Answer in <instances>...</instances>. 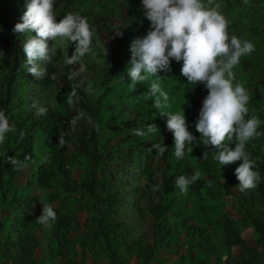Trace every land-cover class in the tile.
I'll list each match as a JSON object with an SVG mask.
<instances>
[{
	"label": "trees",
	"instance_id": "1",
	"mask_svg": "<svg viewBox=\"0 0 264 264\" xmlns=\"http://www.w3.org/2000/svg\"><path fill=\"white\" fill-rule=\"evenodd\" d=\"M220 1L238 37L251 42L256 48L254 53L242 56L237 67L234 66L233 84L244 86L250 97L247 105L249 114L245 119L256 115L264 121V6L261 18H257V11L256 15H250V19L246 17L236 21L237 11L248 12L246 4L234 0ZM19 2L26 7L28 0H0V99L13 129L6 134L5 141L0 143V192L2 198H9V194L14 202L23 198L27 206L25 213H22L26 225L32 222L28 216L30 211L42 202V197L34 193L32 188L38 186L40 190L48 192L49 197L44 202L57 213L56 220L51 223L55 236L63 239L61 244L68 243L66 236L74 225L73 213L75 205L80 201L77 193L83 189L90 200H96L104 207L103 214L96 213L94 207L92 218L96 227L92 238L103 243L112 264H117L119 246L125 234L116 228L111 218L118 212L124 197L115 188L114 179L105 164L107 161L129 158L133 162L140 161L141 171L153 187L151 192L141 188V193L150 199L148 213L153 217L150 236L153 245L149 246L147 236H144L124 247L125 252L137 257L138 264H149L160 247L179 243V238L182 239L180 246L183 248L187 245L194 249L198 247L195 242L199 240L201 249L205 250L211 235H215L217 230H223L228 255L225 263L219 261L218 264H264V123L258 128L261 134L246 143V151L256 162L261 182L255 188L242 192L235 174L242 161L223 166L215 159L216 151L213 147L201 143V134L195 124L208 89L203 83H188L186 77L181 75L183 61L173 59L172 71L160 73L164 77L157 82L169 95L167 105L161 109L154 107V98L148 95L149 83L156 80V77L150 76L148 82L133 84L128 72L121 69L127 60L125 56L130 52V46L124 48V41L120 47L126 52L120 51L119 66L114 74V67L109 64L115 61L110 55H102L104 71L95 73L94 81L82 84L73 77L71 65L64 63L63 79L53 90L54 79L49 77L56 72V57L46 65L48 75L44 78L36 79L27 72L23 52L24 35L13 32L15 25L22 22V15L16 8ZM123 7L128 9V13L123 14L126 22L131 18L136 19V38L145 37L151 22L143 15L142 0H55L54 14L57 19H61L72 13L99 25L100 20H105V16L111 12L122 15L120 11ZM76 43L72 42V45ZM68 51V54L62 51L63 56L70 57L75 52L70 49ZM89 59L90 56H85L87 67L93 70L97 64L93 60V65ZM107 82H110L108 86ZM73 91L79 96L82 112H88L93 117V125L83 127L78 132L72 130L77 120L73 108ZM43 93L45 96L42 99ZM69 96H72L71 103ZM40 108L46 110L45 114H37ZM183 110L189 131L197 141L186 146L185 156L177 159L172 155L174 136L167 129V116H161L160 111L175 113ZM148 124H155L159 130L143 137L135 134L137 128L146 131ZM61 137L63 145L59 144ZM72 143L75 144L74 148ZM157 143L168 147L162 154L152 149V153L160 155L167 166L160 184L154 182V169L143 161L144 154ZM225 143L235 148L234 141ZM189 148L192 150L189 151ZM206 151L209 155L203 159ZM10 156L16 157L21 163H24L25 156L31 159L25 167L14 168L9 163ZM76 166L85 168L82 178L75 175ZM195 171L200 173L199 179L188 187L186 193H181L174 184L175 178L179 175L190 176ZM23 177L25 179L19 192ZM229 196L237 197L236 206L251 222L257 233L256 245H251L240 235L237 227L230 223V218L225 219L223 224L216 219L214 214L217 210L221 213L223 208L218 205L213 207L214 202L221 198L225 205V198ZM182 201L191 202V207L185 210ZM7 208L9 216H3L0 225H6L8 218H16L14 214L19 212L13 204H8ZM14 228L19 237L17 255H11L8 244L0 242V254L6 260L5 264H34V253L38 246L35 234L26 233L18 226ZM174 234L177 235L176 239L173 238ZM187 257L183 254L181 259Z\"/></svg>",
	"mask_w": 264,
	"mask_h": 264
},
{
	"label": "clouds",
	"instance_id": "2",
	"mask_svg": "<svg viewBox=\"0 0 264 264\" xmlns=\"http://www.w3.org/2000/svg\"><path fill=\"white\" fill-rule=\"evenodd\" d=\"M54 3L55 0H28L26 7L20 2L16 5L22 15V22L15 25L13 32L25 36L23 52L29 74L36 79L47 76L46 65L53 62L58 49L63 48L66 42H69L67 47L70 46L71 52H75L65 58V63L77 64L81 57L90 53L93 32L99 33L102 35L101 47L114 57L115 63L109 64L114 67L113 74L119 66L120 51L125 53L124 48L130 46V52L125 56L127 60L121 67L128 72L130 81L139 84L148 82L150 76L156 77V80L149 83L148 95L154 98V107L161 109L167 105L169 95L157 82L164 77L160 73L172 71L173 59L183 61L181 75L186 77L188 83H203L208 89L195 124L201 134V143L213 147L216 151L215 159L223 166L242 161L235 170L240 191L253 189L261 182L256 162L246 151V143L261 134L258 128L264 121L256 115L245 119L249 114L247 105L250 97L244 86L239 83L234 86L232 71L241 57L250 55L255 48L251 42L229 35L228 21L218 11L219 5L208 7L204 0H142L143 15L151 22V26L145 37L137 39L138 30L134 25L136 19L125 21L123 16L128 13L125 7L120 11L122 15L111 12L97 25L86 17L72 13L57 19ZM50 41L53 42L51 46ZM122 41L125 42L124 48L120 47ZM72 42H77L76 46ZM49 78L55 79V75ZM72 95H75V91ZM71 102L72 96H69ZM45 111L40 108L37 114L43 115ZM160 115L167 116V129L174 136L172 155L182 159L186 146L197 141L189 131L184 110L175 113L160 111ZM12 130L5 112L0 111V143L5 141L6 134ZM157 130L155 124H148L146 131L137 128L135 134L143 137ZM225 141H234L235 148L229 147ZM63 143V138H59V144ZM152 149L162 154L168 147L157 143L152 145ZM208 155L207 151L204 152L203 159ZM8 159L14 168H23L31 157L25 156L24 163L14 156ZM199 177L198 171L190 176L179 175L174 184L181 193H186ZM56 218L54 208L43 204L42 214L36 217V222L46 224Z\"/></svg>",
	"mask_w": 264,
	"mask_h": 264
},
{
	"label": "rangeland",
	"instance_id": "3",
	"mask_svg": "<svg viewBox=\"0 0 264 264\" xmlns=\"http://www.w3.org/2000/svg\"><path fill=\"white\" fill-rule=\"evenodd\" d=\"M234 1H236V3L243 2V4H246L248 11L245 13L237 11L235 14L236 21L245 19L246 17L247 19H250V15H256L257 11V18L262 17V9L264 6L263 0H246L245 2L241 0ZM204 2L208 7H215L216 5H219L218 11L225 16L224 7L220 0H204ZM227 21L229 35H236L238 37L235 26H233L234 24L228 19ZM93 29L96 31V28ZM93 33L91 51L90 53L85 54V56H90V63L94 65L92 62L94 60L97 66L93 70L89 69L86 64L87 62L85 60V56L81 57L77 64L74 63V65L72 64L70 66L73 77L78 79L81 84L86 83L89 80L94 81L95 73L104 71L105 63L103 62L102 55H108L104 48L101 47V43H103L102 35L95 32ZM52 43V41L49 42L50 46ZM67 45H69V42H66L63 45V48L58 49L57 55L55 56L56 72L54 73L55 79L53 90L58 87L59 83H61L63 79L66 56H63L62 54L65 53V51L66 54H68L70 46L67 47ZM72 49L74 48L72 47ZM1 66L2 65L0 63V83L2 79ZM50 94H52V90L50 91ZM44 96L45 94L43 93L42 99ZM73 102V108L75 109L77 120L73 123L72 130L74 132H78L83 127L89 128L92 126L93 118L88 112H82L78 95H75ZM0 111H3L1 99ZM74 147L75 144L72 143V148ZM40 161H42V159ZM143 161H146L148 165L154 169V182L156 184H160L163 180L164 172L167 167L161 156L158 154L154 155L152 151H147L143 156ZM105 166L109 174L114 179L115 188L120 190L124 197V202L120 205L118 212L111 218V221L115 224L116 228L121 233L125 234V239H123L122 244L119 246L117 264H138L137 257L125 252L124 247L125 245L138 240L139 237L144 236H147V244L149 246L153 245V241L150 237L153 229V217L148 213L151 205L150 199L141 193L142 187L146 191L149 190V192L153 190V187L144 177L141 171L140 161L138 160L133 162L129 158H119L114 161H107ZM74 172L78 178H82L84 176L85 168L76 166L74 168ZM26 174H29V168L26 170ZM24 179L25 177L21 178L20 182L24 181ZM22 186L23 182L21 187H18L19 192H21ZM32 188L34 193H38L42 197V202L35 205V209L31 210L28 214L32 220L28 226L22 217V213H25L27 210V206L23 198L20 201L14 202L10 198L9 194V198H2L0 192V220L3 216L4 218L9 216L7 208L8 204H13L17 209H19V212H15L14 214V217L16 218H8L6 225H0V242L2 244H8L11 255H17V243L19 237L17 235V230L14 227L18 226L19 229H23L26 233L33 232L38 240V246L36 247L34 253V264H80L81 262L83 264H112L108 252L104 249L103 243L99 242L97 238H92L96 227L92 218L93 211L95 209L94 207H96L95 210L98 214L104 213V207L98 204L96 200H90L87 192L81 189V191L77 193L80 201L77 205H75V212L73 213L74 225L66 236L68 237V243L61 244L63 239L55 236V230L51 226L53 221L46 224L36 222V217L42 214L43 204H46L44 201L49 197L48 192L40 190L38 186H32ZM27 193L28 192H26V194ZM233 198L230 196L225 198V205L221 202L223 199L218 198L217 201L214 202L213 207H216V205L220 207L222 206L223 210L221 213L217 210L214 215L216 216V219H218L219 223L222 224L225 219L230 218L232 220L230 223L237 227L240 235L251 245H256L257 233L255 232L249 219L236 206L237 197ZM191 205V202H184V209L186 210L190 208ZM210 212L212 211L210 210ZM173 238L176 239L177 235L174 234ZM181 240L182 239L179 238V243L174 242L170 245L160 247L157 254L149 264H218L219 261L222 263L227 261L228 255L225 248L226 241L223 230H217L215 235H211L210 241L206 244L205 250L201 249L202 245H200L199 240L195 242L198 247H195L194 249L188 248L187 245H185L184 248L181 247ZM235 251L237 252V249H235ZM183 254L188 256L184 260L181 259ZM5 262V258L0 254V264H5Z\"/></svg>",
	"mask_w": 264,
	"mask_h": 264
}]
</instances>
